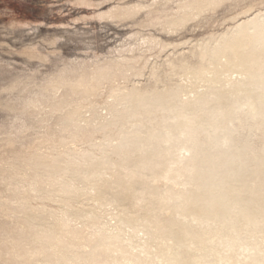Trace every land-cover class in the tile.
I'll use <instances>...</instances> for the list:
<instances>
[{"label": "bare ground", "instance_id": "obj_1", "mask_svg": "<svg viewBox=\"0 0 264 264\" xmlns=\"http://www.w3.org/2000/svg\"><path fill=\"white\" fill-rule=\"evenodd\" d=\"M225 5L216 28L180 37ZM97 16L130 20L133 42L11 106L0 264H264V0Z\"/></svg>", "mask_w": 264, "mask_h": 264}, {"label": "rangeland", "instance_id": "obj_2", "mask_svg": "<svg viewBox=\"0 0 264 264\" xmlns=\"http://www.w3.org/2000/svg\"><path fill=\"white\" fill-rule=\"evenodd\" d=\"M146 1L0 0V154L6 139L19 133L22 122L11 106L28 96L23 86L38 85L65 67L113 57L116 50L133 42L130 36L137 28L130 20L117 22L97 15L113 6ZM228 14L225 5L180 37L198 38ZM13 84L19 86L10 91Z\"/></svg>", "mask_w": 264, "mask_h": 264}]
</instances>
